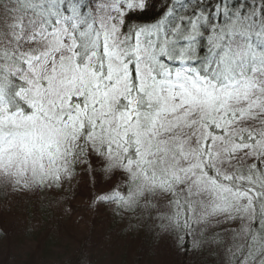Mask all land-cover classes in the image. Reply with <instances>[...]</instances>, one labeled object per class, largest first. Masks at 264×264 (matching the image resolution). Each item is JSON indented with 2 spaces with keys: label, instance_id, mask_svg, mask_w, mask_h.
<instances>
[{
  "label": "snow or ice",
  "instance_id": "snow-or-ice-1",
  "mask_svg": "<svg viewBox=\"0 0 264 264\" xmlns=\"http://www.w3.org/2000/svg\"><path fill=\"white\" fill-rule=\"evenodd\" d=\"M82 187L206 264H264V0H0V201L72 219Z\"/></svg>",
  "mask_w": 264,
  "mask_h": 264
},
{
  "label": "trees",
  "instance_id": "trees-1",
  "mask_svg": "<svg viewBox=\"0 0 264 264\" xmlns=\"http://www.w3.org/2000/svg\"><path fill=\"white\" fill-rule=\"evenodd\" d=\"M77 197H80V199L87 198L86 189L82 187L81 194ZM102 210L106 212L102 217L96 216L90 211L93 215L91 221L81 222L75 226L74 224L62 223L65 221L69 222L70 219L63 218L60 214H57L59 209L57 207L55 209V206L48 199L35 203L20 201L10 211L5 210V206L1 201L0 226L13 225L15 239L11 245L0 239V264H52V262H54L53 264H74L77 242L90 231H94L97 238L93 264L97 262L99 264H123L126 261V257L130 261L133 260V264H202L201 262L205 260L199 253L193 254L189 252L185 254L174 245L172 249L168 246L171 242L154 241L149 244L147 243L148 235L144 230L129 231V221L127 219L121 220L118 217H114L110 211ZM13 211L19 214L21 219H17L14 224H10L9 219L15 215ZM40 215L48 225L44 234L42 233L44 226L42 223L38 224L35 220ZM25 216L32 217L30 219L33 221L30 220L29 224L24 225L23 218ZM50 219L52 220L51 222ZM21 222L22 224H20ZM58 223L67 226L68 234L56 230ZM52 225H55L53 227H55L56 232H50ZM17 227L23 233H31V238L24 242L22 238L17 237L18 234L16 233H20ZM141 232L143 234V243L142 236H140ZM53 239L64 240V243L59 242L54 245L55 242L50 241ZM144 242L147 244L146 246H143ZM141 244L142 261L140 260L141 253H139L140 250L138 249ZM98 246H101L102 249ZM59 247L61 249H58ZM136 249L138 251H135ZM101 250H103L102 255L99 253ZM116 251H118V256ZM134 253L139 257L137 256L138 258L134 259ZM163 253L167 256H164ZM97 256L102 257V259L98 261L95 259Z\"/></svg>",
  "mask_w": 264,
  "mask_h": 264
},
{
  "label": "rangeland",
  "instance_id": "rangeland-1",
  "mask_svg": "<svg viewBox=\"0 0 264 264\" xmlns=\"http://www.w3.org/2000/svg\"><path fill=\"white\" fill-rule=\"evenodd\" d=\"M22 202H24V201H22ZM0 203H1V201H0ZM51 203V202H50ZM2 204H4L3 202H2ZM53 204V203H52ZM54 206H55V209H56V205L55 204H53ZM5 206V205H4ZM69 206H71L74 210H75V213H74V216L72 217V219H70V221L69 222H62V223H66V224H74L73 223V221L74 220H78V219H80L81 217L83 218V222H90L91 221V219L93 218V215L91 214V212L94 214V215H96V216H101L102 217V215H104L106 212L105 211H103L102 209L99 211V212H96L95 210H93V209H90L89 208V206H88V200H87V198H82V199H80V197H77L75 200H73V201H71L70 202V204H65L64 205V207H69ZM14 208V206L12 207V209ZM87 209H89V210H87ZM91 211V212H90ZM14 212V211H13ZM56 212V211H55ZM55 212H54V214H55ZM14 216H12V218H10L9 219V222H10V224H14V221L15 220H19V219H21V216L19 215V214H16L15 212H14ZM57 214H60V211H57ZM56 216V215H55ZM30 218H32V217H26L25 216V218H23V223H24V225H26V224H29L31 221H33V220H31ZM38 219V220H37ZM37 219L35 218V220L38 222V224H41L42 223V225L44 226V228L42 229V233L44 234L45 233V229H47V224L45 223V221H44V218L43 217H41V215L40 216H38L37 217ZM31 220V221H30ZM52 220L50 219V222H51ZM49 222V223H50ZM20 224H22V222L20 223ZM75 226H77L78 224H74ZM53 226H55V225H52V227H51V231L50 232H52V231H55L56 232V230H55V227H53ZM54 228V229H53ZM17 229H18V231L20 232V233H16V234H18V236L17 237H19V238H22L23 239V241L24 242H26V240L28 239H30L31 238V236H32V234L31 233H27V232H24L23 233V231L20 229V228H18L17 227ZM140 236H142V243H143V234H142V232H141V234H140ZM39 238H41V237H39ZM39 238H38V240H39ZM50 241H54L55 242V244L54 245H56V244H58L59 242H61V243H64V240H58V239H53V240H50ZM155 240H152V239H150L149 238V236H148V238H147V243H152V242H154ZM167 242H170V241H167ZM147 244L144 242V245L143 246H146ZM168 246H170L172 249H173V244L172 243H170ZM100 249H102L101 248V246H98ZM58 249H61V247H59ZM138 249L140 250L139 251V253H141V255H140V260L142 261V244L140 245V246H138ZM138 249H136L135 251H138ZM101 255L103 254V250H101L100 252H99ZM116 253H117V256H118V251H116ZM164 254V256H167L165 253H163ZM129 255H131V254H129ZM138 255L137 254H135L134 253V255H133V258L134 259H136V258H138L137 257ZM202 256V255H201ZM203 258H205V260H203L201 263L202 264H206V261H207V257H204V256H202ZM53 258H55V257H53ZM104 258H106V257H104ZM146 259H147V257H145ZM95 259H97L98 261L99 260H101L102 259V257H99V256H97ZM115 259V258H114ZM126 261H125V263L126 264H128V263H130V264H133V260L132 261H130V259L128 258V257H126V259H125ZM49 262H51V261H49ZM54 262H52V264H53ZM125 263H123V264H125ZM96 264H99L98 262L96 263ZM103 264V263H102Z\"/></svg>",
  "mask_w": 264,
  "mask_h": 264
}]
</instances>
